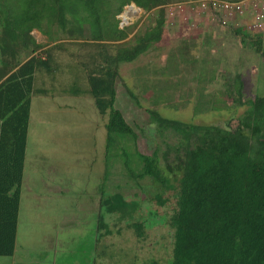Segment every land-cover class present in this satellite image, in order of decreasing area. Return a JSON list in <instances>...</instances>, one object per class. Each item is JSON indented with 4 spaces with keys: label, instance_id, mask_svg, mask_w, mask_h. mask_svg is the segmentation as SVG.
Instances as JSON below:
<instances>
[{
    "label": "rangeland",
    "instance_id": "374dc122",
    "mask_svg": "<svg viewBox=\"0 0 264 264\" xmlns=\"http://www.w3.org/2000/svg\"><path fill=\"white\" fill-rule=\"evenodd\" d=\"M192 2L195 1L189 3L195 4ZM134 6L127 5L113 20L119 28L129 29V39L144 29L148 19L156 20L158 14H147ZM189 12L188 23L178 16L173 26H166L162 45L121 68L117 104L138 136L137 145L119 137L109 146L107 127L102 125L108 117L95 125L90 108L51 111L57 104L71 106L81 100L74 98V94L87 90L84 77L92 69L90 55L98 52L95 46L72 44L66 50H54L50 71L38 69L36 91L46 90L51 92L50 98L52 94L60 97L36 98L34 102L28 171H41L58 190L40 188L37 193L42 198L35 204L24 203L16 255L0 257V264L170 263L174 233L170 221L178 208L182 177L178 158H184V151L178 153L179 138L171 130L160 132L144 110L157 111L167 119L184 123L234 129L244 108L237 107L225 94L228 80L237 75L243 78L246 100L264 96V57L256 52L259 46L264 51V11L255 17L232 16L233 20L222 18L220 22L212 16ZM240 29L243 35L236 34ZM32 35L41 45H52L40 32L34 31ZM124 82L144 110L129 97ZM66 92L71 93L63 95ZM63 96L66 99H61ZM36 113L44 119L36 117ZM123 145L127 150L124 154L120 150ZM156 153L168 183L133 178L142 171L139 154ZM115 194L139 204L136 220L147 222V241L138 243L126 223L118 224L117 217L106 211V228L99 234L98 202ZM42 199L49 206L40 205ZM110 224L114 233L111 243ZM129 250H133L131 254Z\"/></svg>",
    "mask_w": 264,
    "mask_h": 264
},
{
    "label": "trees",
    "instance_id": "16d2710c",
    "mask_svg": "<svg viewBox=\"0 0 264 264\" xmlns=\"http://www.w3.org/2000/svg\"><path fill=\"white\" fill-rule=\"evenodd\" d=\"M174 1L192 0H0V257L15 253L38 69L50 71L52 52L61 48L62 39L89 46L93 42L99 51L90 72V94L100 114L109 115L108 145H114L119 137L136 144L138 136L117 104L119 69L162 42L167 26L165 7ZM131 3L147 14H158L156 20L148 19L144 29L129 39V29L119 28L113 20ZM34 31L56 44H38ZM236 34L243 32L240 29ZM108 37L122 43H101L109 41ZM256 52L264 57L261 46ZM244 89L240 76L226 84L225 94L237 107L244 108L234 129L167 119L157 111L144 110L135 94L126 89L160 132L171 130L179 138L178 153L184 151V158H178L182 177L178 208L170 221L174 233L169 264H264V96L246 100ZM120 150L123 154L127 151L125 145ZM138 160L142 171L133 178L168 183L157 153L139 154ZM139 209L137 202L128 201L122 194L101 199L99 234L106 228V211L117 217L118 224L126 223L138 243L147 241V222L136 220ZM108 233L111 243V224Z\"/></svg>",
    "mask_w": 264,
    "mask_h": 264
},
{
    "label": "crops",
    "instance_id": "0c3cea01",
    "mask_svg": "<svg viewBox=\"0 0 264 264\" xmlns=\"http://www.w3.org/2000/svg\"><path fill=\"white\" fill-rule=\"evenodd\" d=\"M137 7V6H136ZM133 10L135 11H138L137 9H135L134 7H132ZM138 8V7H137ZM141 10V9H140ZM133 11V12H135ZM126 22H129V19H126ZM124 26V25H123ZM170 26H173L171 23H169V19L167 18V28L170 27ZM125 27H123L122 29H124ZM42 34V33H41ZM131 37V36H130ZM164 38H165V33H164ZM109 41H104V42H101L103 44H113V45H117V44H120L122 42H117V41H112L111 39L108 38ZM50 42V41H49ZM164 42V39L162 40L161 43H158V44H155L151 50H153L154 48H157L158 46L162 45ZM38 44H41L40 41H37ZM61 43V48L57 49V50H66V48L68 46H71L72 44H74L75 46L77 45H82V41H78V42H72V41H60ZM56 44V43H55ZM55 44H52V46H54ZM77 44V45H76ZM90 45H93V42H89ZM65 45V46H64ZM64 46V47H62ZM150 50V52H151ZM99 51V50H98ZM28 53V52H27ZM39 54L42 53V51H38ZM36 54V55H39V54ZM98 53V52H97ZM97 53L96 54H92L90 55V61H91V68L94 69V61H93V58L97 56ZM149 54V53H148ZM71 56V55H70ZM25 58V57H24ZM28 59V58H27ZM26 59V60H27ZM44 60L46 58H43ZM57 62V61H56ZM135 63V62H134ZM133 64V63H131ZM128 64H122L120 69H119V76L121 75V68L126 66ZM87 68V67H86ZM88 69V68H87ZM88 69V71L86 72V77H84V88L87 90H84L82 91L81 93L77 92L76 94L74 95H77V96H74V98L80 100L78 101L77 104L75 105H67V104H57L56 106H54V108L51 110V111H56V112H60V111H63V110H67V109H72V108H75V109H78L79 106H81L80 108L83 109V110H89V108L91 109V111L93 112L94 114V124L95 125H100V122H102L103 118L104 117H108V120L105 124V122L103 121L102 122V125L107 127V125L109 124V115H102L100 114L99 110L97 109L96 107V103H95V100L94 98L91 96L90 94V85H89V77H90V72L92 71ZM38 72V71H37ZM37 72H36V75H35V79H36V76H37ZM239 76V75H237ZM236 76V78H237ZM241 77V76H240ZM119 79V78H118ZM243 80V78H242ZM244 82V81H243ZM124 85L125 87L124 88H128L130 89V87L128 86L127 83L124 82ZM245 85V83H244ZM117 87H118V80H117V85H116V91H117ZM131 90V89H130ZM132 91V90H131ZM245 91V89H244ZM133 92V91H132ZM50 93L49 91H46V90H37L35 89V84H34V94L32 96V102H31V111H30V122H29V129H28V139H27V149H26V157H25V164H24V175H23V181H22V185H21V200H20V210H19V220H18V233H17V240H18V235H19V228H20V220H21V212H22V209L24 207V203H27L28 204H35L37 201H38V198H42L41 194H38L37 191H39V189L41 188L43 191H46V190H49V191H52L54 192L55 190H58L57 188L53 187L55 186V183L53 185H50V183L48 182L49 179H46V177H44V174L39 171V170H32V171H28V164H29V161H30V158H29V152H30V143H31V134H32V122H33V116H34V102L36 100V98H40V100L42 99H47L48 100H55L56 98L60 97L58 95H53V98H50ZM71 92H66L64 93L63 95H67V94H70ZM62 96V95H61ZM117 96H118V91H117ZM66 99V97H61V99ZM59 99V98H58ZM57 100V99H56ZM95 107L97 109V111H95ZM95 112H96V115H95ZM99 114V115H98ZM36 117L38 116L39 119L43 118L42 117V114L38 115L37 113L35 114ZM44 119V118H43ZM46 122V121H45ZM45 124V123H44ZM47 125V122L46 124ZM107 130V128H106ZM56 137V136H55ZM107 141H108V131H107ZM34 169V168H33ZM45 172V170H44ZM52 189V190H51ZM43 200V199H42ZM40 200V205L42 204L43 206L47 207V205L49 206V204L46 202V201H42ZM100 201L101 199L99 200V208H100ZM45 207H43V209H45ZM99 216H100V212H99ZM16 251H17V241H16V248H15V253L12 257H1V258H14L15 255H16Z\"/></svg>",
    "mask_w": 264,
    "mask_h": 264
},
{
    "label": "built area",
    "instance_id": "2783aa9c",
    "mask_svg": "<svg viewBox=\"0 0 264 264\" xmlns=\"http://www.w3.org/2000/svg\"><path fill=\"white\" fill-rule=\"evenodd\" d=\"M190 2V1H189ZM174 3L165 7V12L169 23L173 25V21L181 17L183 23H188V12L192 11L198 15L212 16L214 20L231 21L234 19H244L246 17H255L259 12L264 11V0H241L239 2H227L221 0H202L190 3ZM189 7H191L189 9ZM190 13V12H189ZM219 16L220 18H216Z\"/></svg>",
    "mask_w": 264,
    "mask_h": 264
},
{
    "label": "water",
    "instance_id": "95a60500",
    "mask_svg": "<svg viewBox=\"0 0 264 264\" xmlns=\"http://www.w3.org/2000/svg\"><path fill=\"white\" fill-rule=\"evenodd\" d=\"M134 7H136V6H134Z\"/></svg>",
    "mask_w": 264,
    "mask_h": 264
}]
</instances>
